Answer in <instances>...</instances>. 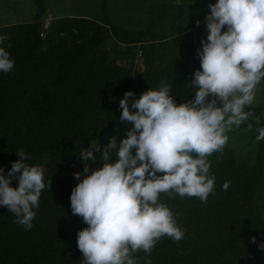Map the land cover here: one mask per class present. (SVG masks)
<instances>
[{"label": "trees", "instance_id": "1", "mask_svg": "<svg viewBox=\"0 0 264 264\" xmlns=\"http://www.w3.org/2000/svg\"><path fill=\"white\" fill-rule=\"evenodd\" d=\"M216 2L141 0L139 24L129 27L109 20L107 10L102 18L52 16L44 0H33L32 19L0 25L7 36L0 47L15 62L9 73L0 72V167L7 174L23 150L46 184L29 230L0 206V264H83L77 232L88 225L71 211L75 186L67 173L84 148L114 129L126 91L134 94L131 102L167 84L177 105L194 99L188 84L202 70L196 50L208 34V5ZM245 111L259 117L257 129L264 127V79L261 104ZM257 135L250 163L226 145L206 157L215 178L207 202L160 194L158 203L172 211L184 237H161L150 255L138 250L137 264H264V140Z\"/></svg>", "mask_w": 264, "mask_h": 264}, {"label": "clouds", "instance_id": "2", "mask_svg": "<svg viewBox=\"0 0 264 264\" xmlns=\"http://www.w3.org/2000/svg\"><path fill=\"white\" fill-rule=\"evenodd\" d=\"M208 7L203 21L208 34L196 50L202 70L188 84L195 89L194 99L177 105L167 84L131 102L134 94L126 91L119 102V120L132 125L126 137L117 144L112 136L103 148L97 143L79 154L83 161L95 162V149L103 165L82 180L80 172L73 174L80 182L71 191V211L88 225L77 232L83 264H137L132 254L142 250L150 255L161 237L182 240L172 211L158 203L160 194L175 192L207 202L215 178L209 176L206 157L222 151L226 132L252 116L245 106L254 102L256 86L264 79V0H217ZM6 39L0 35V43ZM14 63L0 47V72L9 73ZM257 131L256 141L264 140V127ZM113 150L118 159L110 162ZM17 153L7 174L0 167V206L29 230L46 184L42 169L29 167L23 150ZM83 173H89L87 163ZM14 179L15 188L10 186ZM229 186L225 182L222 190Z\"/></svg>", "mask_w": 264, "mask_h": 264}, {"label": "rangeland", "instance_id": "3", "mask_svg": "<svg viewBox=\"0 0 264 264\" xmlns=\"http://www.w3.org/2000/svg\"><path fill=\"white\" fill-rule=\"evenodd\" d=\"M106 1V2H105ZM156 1H170V0H156ZM188 1H203V0H188ZM207 1V0H206ZM103 2V3H102ZM141 0H44L48 12L52 16L72 15L82 13L91 17H101L102 12H105L109 20H114L120 24L133 27L134 23L137 27L139 18L141 17L137 10L139 9ZM111 3V7L109 4ZM35 5L33 0H0V25L11 24L16 22H23L32 19ZM49 15V14H48ZM130 18L131 20H128ZM134 22V23H132ZM262 102V80L256 86L255 99L251 105H259ZM131 111H134L130 108ZM121 109L118 110V119L114 129L103 139L95 140L89 144L88 150L95 147L98 143L101 148L108 144L109 138L115 136L117 144L126 137V131L132 127L130 122H121L119 120ZM247 124L252 127L248 128ZM257 121L253 116L249 117L247 122L242 123L239 128L233 127L232 130L227 131L228 142L226 146L233 148L236 155L244 162L250 163L253 161L255 154L254 135L257 130ZM85 150V149H84ZM83 150V151H84ZM93 154L96 157L95 162L89 160L87 162L80 158V161L70 170L67 175H71L74 186L80 181L74 177V173L80 172L82 180L85 175L91 174L92 171L101 168V152L93 149ZM135 151L133 150V155ZM118 159L116 151L113 150L110 157V162H115ZM89 166V173H83L84 164Z\"/></svg>", "mask_w": 264, "mask_h": 264}, {"label": "built area", "instance_id": "4", "mask_svg": "<svg viewBox=\"0 0 264 264\" xmlns=\"http://www.w3.org/2000/svg\"><path fill=\"white\" fill-rule=\"evenodd\" d=\"M50 15L47 16V18L43 21L42 27L45 29L49 24ZM41 35H44V31L42 30Z\"/></svg>", "mask_w": 264, "mask_h": 264}]
</instances>
